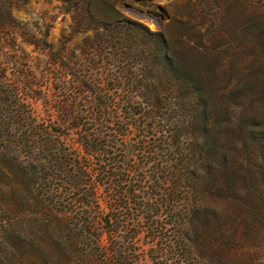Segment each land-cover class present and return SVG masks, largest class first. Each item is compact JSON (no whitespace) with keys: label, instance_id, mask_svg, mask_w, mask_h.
Returning a JSON list of instances; mask_svg holds the SVG:
<instances>
[{"label":"rangeland","instance_id":"374dc122","mask_svg":"<svg viewBox=\"0 0 264 264\" xmlns=\"http://www.w3.org/2000/svg\"><path fill=\"white\" fill-rule=\"evenodd\" d=\"M116 1L121 11L152 30L164 29L171 52L198 63L209 79L216 113L210 127L198 126L193 135L211 144L214 165L208 168L209 179L188 200L196 264H264V185L259 177L250 179L251 169L262 165L264 151H237L249 136L264 138V0ZM13 16V25L0 29V76H6L2 85L11 87L15 76L26 74L29 88L19 95L33 117L55 125L69 123L72 117L59 104L67 98L69 109L84 113V106L75 107L81 89L74 80L86 75L95 82L99 74L87 67L84 39L90 33L72 32L62 0H30L14 8ZM60 62L65 65L57 66ZM117 105L126 118L122 104ZM138 137L132 130L121 138L126 160L137 169L132 175L136 187L151 171L143 166L147 155ZM190 137L184 135V140ZM3 146L0 135V264H86L72 215L43 199ZM192 169L202 174L206 165L194 161ZM120 214L132 217L129 226L140 231L139 264H155L152 258L159 247L141 228L146 212ZM161 220L168 221L164 215Z\"/></svg>","mask_w":264,"mask_h":264},{"label":"trees","instance_id":"16d2710c","mask_svg":"<svg viewBox=\"0 0 264 264\" xmlns=\"http://www.w3.org/2000/svg\"><path fill=\"white\" fill-rule=\"evenodd\" d=\"M29 1L0 0V29L12 26L13 9ZM62 2L72 32L90 33L84 39L87 67L99 73L95 82L86 75L74 80L81 89L75 107L82 105L85 112L69 109L64 98L59 107L72 117L69 123L38 121L20 99L19 92L29 88L26 74L15 76L11 87L3 86L6 76H0L3 150L43 199L72 215L86 264H139L140 231L129 226L132 217L120 214L132 209L146 212L141 228L159 247L152 258L155 264H196L188 200L209 179L208 168L214 165L211 144L193 135L196 127L208 128L214 120L209 79L198 63L171 52L164 29L152 30L121 11L116 0ZM29 42L39 45L34 39ZM63 79L67 82L66 75ZM132 130L147 155L143 166L151 168L139 187L132 179L137 169L126 160L121 139ZM184 135L191 137L184 140ZM263 140L249 136L237 151H264ZM194 161L206 165L202 174L192 169ZM261 163L251 169L250 179L259 177L264 185V153ZM139 192L146 194L133 199Z\"/></svg>","mask_w":264,"mask_h":264},{"label":"water","instance_id":"95a60500","mask_svg":"<svg viewBox=\"0 0 264 264\" xmlns=\"http://www.w3.org/2000/svg\"><path fill=\"white\" fill-rule=\"evenodd\" d=\"M139 16H141V17H144V16H146L145 14H143V13H137Z\"/></svg>","mask_w":264,"mask_h":264}]
</instances>
